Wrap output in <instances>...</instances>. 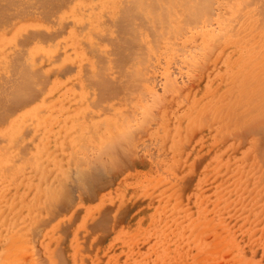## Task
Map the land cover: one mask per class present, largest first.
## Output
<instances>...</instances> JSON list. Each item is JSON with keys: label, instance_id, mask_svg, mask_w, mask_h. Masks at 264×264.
<instances>
[{"label": "bare ground", "instance_id": "bare-ground-1", "mask_svg": "<svg viewBox=\"0 0 264 264\" xmlns=\"http://www.w3.org/2000/svg\"><path fill=\"white\" fill-rule=\"evenodd\" d=\"M53 1L38 0L32 10V0H0L2 94L4 99L13 96L29 97L25 101L22 98L14 100L17 104L32 103L28 107L29 113L22 118L7 109L8 116H0V264H86V258L55 257L60 249L52 233H46L36 251L23 258L25 240L18 233L16 219L27 208L33 213L35 211L30 200H25L26 196L22 197V193L14 190L16 186L8 188L7 181H12L7 177L17 179L34 170L38 175L33 176L39 180L33 181L41 186L49 183L45 176L49 165L55 167L54 176L62 175L61 181L68 176L69 165H74L77 180L81 182L89 177V169L86 170L83 165L81 145L84 148L91 146L105 149L104 143L110 139L113 144L108 153L114 158L118 155L123 157L125 152L121 144L129 145L132 142L123 141L116 136L110 123L111 117L105 115L102 109L87 104L73 112L72 106L63 105L73 92L72 86H77L79 89L75 92L82 95L84 80L92 82L96 88L104 85L105 81L127 84L145 82L149 80V74L143 76L146 68L157 65L162 70L169 71L173 63H179L180 67L188 70L190 86L180 98L186 103V110L181 114H173L167 107V117L174 115L173 119L179 121L185 115L195 126L205 121L207 135L201 145L206 146L207 159L200 162L201 195L198 204L201 203L202 206L200 214L206 232L210 233L213 229L216 233L211 237L212 240L205 238L206 241H200L199 236H192L196 240L190 243L184 257H173V253L172 256H163L161 254L167 252L163 253L165 248L161 247L160 250H155L158 255L152 258H110L104 264H197L200 257L198 255L204 256L201 260H205V255H210L208 253H213L216 248V255L220 252L218 248L230 253L229 242L234 243L235 240L227 233L241 234L237 230L236 215L230 212L231 202L235 205L236 192L239 194V190H236L238 177L234 171L235 161L228 162L226 159L227 149L232 152L236 146H226L223 143L222 128L225 126L223 132L228 135L230 114L246 94L241 95V91L245 89L243 84L232 83V75L218 64L220 54H215L208 62L207 0H67L61 8L54 7ZM67 21L69 26H66ZM24 28L25 37L22 38L20 34L16 38L17 33ZM115 30L119 33L117 37ZM47 32L48 37L44 34ZM101 41L104 43L101 44ZM70 64L75 66L73 71L68 69ZM52 69L55 76L48 75ZM84 69L87 70L86 75ZM196 69H201L202 73L195 71ZM198 75H202L201 94L195 88L196 81L200 78ZM149 78L151 79V75ZM165 82L174 84L175 79L167 74ZM24 87H28V91ZM249 99L250 97L247 98ZM150 105L145 104L143 107L146 115L156 116L160 111L163 115L162 105ZM201 108L204 109L202 122ZM68 111L72 112L69 114ZM220 117L227 120L223 125H219ZM78 119L80 124L76 131L82 135V141H74V145L70 147L60 139V149L58 153H54V147L49 144L47 136L60 138L64 123ZM48 121L54 124L48 125ZM166 125L165 122V125L163 123L159 126V130L162 127L161 132L157 125L159 135L165 136L162 131L167 130ZM71 126L74 127L75 124L71 123ZM176 128L180 131V127ZM148 131L153 135V129L151 131L148 128ZM172 136L173 134L170 137ZM85 138L86 141H83ZM214 150H218V153L209 155ZM99 152L101 153V149ZM90 162L88 157L87 163ZM226 166L230 168L227 170ZM168 173L166 170L163 175L167 177ZM163 178L158 175L155 179H143V191L150 198L163 192L162 204L167 206L170 193H165ZM17 187L24 192L29 185L19 184ZM177 202L181 208V203ZM155 209L153 208L154 211ZM110 250L112 254L115 253L113 248ZM236 255L233 252L232 257L229 254L228 257L225 256L226 260L229 258L230 263H227L241 264L242 258H237ZM213 256L211 259H215L216 256ZM88 259L90 264L99 262V258Z\"/></svg>", "mask_w": 264, "mask_h": 264}, {"label": "rangeland", "instance_id": "rangeland-1", "mask_svg": "<svg viewBox=\"0 0 264 264\" xmlns=\"http://www.w3.org/2000/svg\"><path fill=\"white\" fill-rule=\"evenodd\" d=\"M37 1L32 0V10ZM66 1L54 0L52 5L61 8ZM207 4L208 62L215 54H220L218 64L232 75V83L243 84L245 89L241 91V95H246L230 114L228 135L223 132V126L221 138L226 146H236L232 152L227 149L226 159L228 162L235 161L234 171L238 177L236 190H239V194L236 192V202L235 205L231 202L230 212L236 215L237 230L241 234L227 233L235 240L234 243L229 242L233 246L230 247V253L226 254L222 248H218L220 252L216 255V248L213 253L208 254L217 257L220 253L219 258L211 259L210 255H205L206 259L201 260L205 257L198 253V260L199 264H228L229 258L226 260L225 256L228 257L229 254L232 257L235 252L237 258H242L241 264H264V0H207ZM68 23L69 21L66 26H69ZM24 32L25 28L17 33L16 38L20 34L22 38L25 37ZM44 34L47 36L48 32ZM118 35L115 30V36ZM100 43L103 44L104 41ZM0 52L3 50L0 49ZM2 63L0 62V73ZM74 67L70 64L69 71H73ZM151 67L145 69L143 76L151 75V79L148 75L149 80L145 82L127 84L105 81L104 85L96 88L92 82L84 80L83 94L78 95L75 90L79 88L72 86L73 92L67 102L63 103L65 106H72L73 112L88 104L102 109L105 115L110 116L116 136L123 141L132 142L129 145L121 144L125 152L123 157L118 155L114 158L108 153L113 144L110 139L104 143L105 149L91 146L84 148L81 145L83 165L86 170L89 169V177L81 182L77 180L74 165H69L68 176L66 175L68 178L65 179L63 175V181L62 175L54 176L55 167L49 165L45 172L49 183L41 186L35 183L39 179L33 176L38 175L34 170L17 179L7 177L12 181H7L8 188L16 186L14 190L22 193V197L26 196L25 200H30L35 211L33 213L27 208L16 219L18 233L25 240L23 258L36 251L46 233H52L60 249L55 257L86 258V264L91 263L88 258H99L98 264H104L110 258H152L158 255L155 250H160L161 247L165 248L163 253L167 252L161 254L163 256H172L173 253V257H184L190 243L197 236L200 241L212 240L211 237L216 232L213 229L210 233L206 232L200 214L202 206L201 203L198 204L201 195L200 162L207 159L206 146L201 145L207 135L203 121L204 109L201 108V125L195 126L185 115L179 121L173 119L174 115L168 118L167 107L173 114H181L186 110V103L180 98L190 86L188 70L180 67L179 63L171 64L169 71H164L157 65ZM53 70L48 75L55 76ZM195 71L202 73L201 69ZM86 73L87 70L84 69V74ZM167 74L175 79L174 84L165 82ZM200 76L202 75H198ZM201 78L195 84L199 94ZM28 89L24 87L25 91ZM15 90L16 88L13 89ZM4 98L1 90L0 116H8L6 109L18 118L29 113L28 107L32 103L13 102L19 98L25 101L29 97ZM145 104L162 105L163 115L161 111L156 116L146 115L143 111ZM224 121L227 120L220 117L219 125H223ZM165 122L167 130L162 131L165 136H161L157 131ZM71 123L75 126L72 127ZM47 124L54 123L48 121ZM79 124L80 119L65 122L60 138L47 136L49 144L54 147V153H58L60 149V139L70 147L74 145V141H82V135L76 131ZM176 127H180V131ZM148 128L151 131L153 129V135ZM37 137L38 135L35 136ZM213 153H218V150L211 151L209 155L212 156ZM88 157L90 163H87ZM226 167L227 170L230 168ZM166 170L169 172L167 177L163 175ZM158 175L164 177L165 193H170L167 206L162 204L163 192L150 198L143 191L142 180L147 177L155 179ZM25 183L29 185L28 190H18L17 186ZM176 200L181 203V208ZM61 207L63 210H60ZM153 208H156L155 211ZM194 235L196 237L193 238ZM110 248L115 253L112 254Z\"/></svg>", "mask_w": 264, "mask_h": 264}]
</instances>
